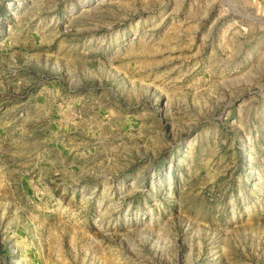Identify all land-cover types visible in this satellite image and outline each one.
I'll return each mask as SVG.
<instances>
[{
    "label": "rangeland",
    "instance_id": "rangeland-1",
    "mask_svg": "<svg viewBox=\"0 0 264 264\" xmlns=\"http://www.w3.org/2000/svg\"><path fill=\"white\" fill-rule=\"evenodd\" d=\"M50 86L103 130L26 189ZM0 120V264H264V0H1Z\"/></svg>",
    "mask_w": 264,
    "mask_h": 264
},
{
    "label": "crops",
    "instance_id": "crops-1",
    "mask_svg": "<svg viewBox=\"0 0 264 264\" xmlns=\"http://www.w3.org/2000/svg\"><path fill=\"white\" fill-rule=\"evenodd\" d=\"M59 90L58 87L54 86L43 87L39 92L20 102L16 109L12 110L10 108V111L14 112V114L17 112L24 113L28 106L27 104H29L39 114L41 113L49 118L48 126H46L43 136L39 139V143L37 146L32 147L36 149V152L32 155L34 160L32 168L27 163L18 165L25 175L30 172L28 177L24 178L26 181L23 179L26 189H29L30 177H37L38 180L43 182L50 179L67 181L68 178H71L76 166V154H74L76 141L86 136V132L82 128L86 124L92 125L91 119L94 118L95 126H98L101 131L103 130V116L100 114L103 111H99L100 113L97 111L95 117L92 115L95 112H91V108H83L80 113L83 119L75 121L72 114L73 111H71V106L75 105V99H71L70 95H67L64 98L68 102H61L60 99L63 96ZM97 117H101V119L95 120ZM10 124L11 122L9 121L3 122V120H0V174L5 175H9L12 172L7 165V159L14 153L12 150L14 146L12 142L14 141H11L13 131ZM28 259L33 264V260Z\"/></svg>",
    "mask_w": 264,
    "mask_h": 264
}]
</instances>
